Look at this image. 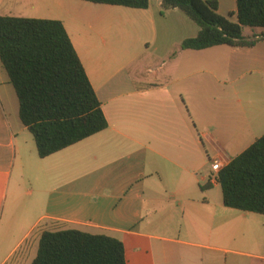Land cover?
Segmentation results:
<instances>
[{"label":"crops","instance_id":"1","mask_svg":"<svg viewBox=\"0 0 264 264\" xmlns=\"http://www.w3.org/2000/svg\"><path fill=\"white\" fill-rule=\"evenodd\" d=\"M150 1L0 0L63 22L108 120L41 158L0 59V264H32L64 229L120 239L127 264H264V215L225 206L213 170L264 135V40L183 49L199 26ZM219 4L237 21L236 0Z\"/></svg>","mask_w":264,"mask_h":264},{"label":"trees","instance_id":"2","mask_svg":"<svg viewBox=\"0 0 264 264\" xmlns=\"http://www.w3.org/2000/svg\"><path fill=\"white\" fill-rule=\"evenodd\" d=\"M147 9L150 0H85ZM237 21L219 12V0H163L200 28L183 49L219 45L251 48L264 40V0H236ZM245 27L262 28L245 36ZM0 59L19 99L22 123L46 158L108 127L102 103L61 20L0 15ZM223 203L264 215V135L217 175ZM211 179L203 189L212 187ZM32 264H127L123 242L78 229L45 230Z\"/></svg>","mask_w":264,"mask_h":264},{"label":"rangeland","instance_id":"3","mask_svg":"<svg viewBox=\"0 0 264 264\" xmlns=\"http://www.w3.org/2000/svg\"><path fill=\"white\" fill-rule=\"evenodd\" d=\"M224 3H226V2H224ZM252 30H253L254 32H256V33H259V32H261V31H263L262 28H251V27H245V28H244V31H243V34H244L245 36H250L251 33H252ZM263 44H264V43H263ZM208 181H209V180H208Z\"/></svg>","mask_w":264,"mask_h":264},{"label":"built area","instance_id":"4","mask_svg":"<svg viewBox=\"0 0 264 264\" xmlns=\"http://www.w3.org/2000/svg\"><path fill=\"white\" fill-rule=\"evenodd\" d=\"M222 168L223 166L221 162H216L215 164H213V170L216 172L217 175Z\"/></svg>","mask_w":264,"mask_h":264}]
</instances>
